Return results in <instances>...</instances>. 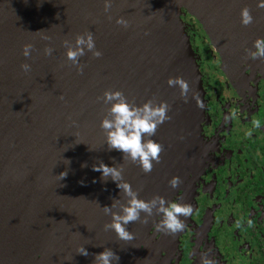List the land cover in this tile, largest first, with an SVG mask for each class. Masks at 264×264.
Returning a JSON list of instances; mask_svg holds the SVG:
<instances>
[{
  "label": "water",
  "instance_id": "95a60500",
  "mask_svg": "<svg viewBox=\"0 0 264 264\" xmlns=\"http://www.w3.org/2000/svg\"><path fill=\"white\" fill-rule=\"evenodd\" d=\"M257 3L112 0L105 13L103 0H0V264H93L104 248L119 256L112 264H137L160 216L154 213L147 225H127L131 241L104 231L111 217L101 207L124 203L125 197L93 165L123 164L124 181L141 189L138 198L144 200L159 195L170 203L188 178L189 184L197 179L203 120L197 104L205 100L182 16L201 25L223 61L241 60L243 51L264 37V8ZM244 7L253 16L246 27L240 22ZM120 17L127 28L116 23ZM88 31L102 56L86 50L78 73L62 41L74 43ZM28 43L34 50L25 58L22 46ZM46 46L54 49L50 56L44 55ZM22 63L31 71L25 73ZM169 77L189 83L187 103L178 86H168ZM105 90H119L137 106L150 99L171 106V119L151 137L164 149L151 173L108 149L100 122L110 105L97 100ZM61 172L66 176L60 180ZM173 177L183 181L177 189L169 186ZM79 246L89 255L76 253Z\"/></svg>",
  "mask_w": 264,
  "mask_h": 264
},
{
  "label": "flooded vegetation",
  "instance_id": "af4514ba",
  "mask_svg": "<svg viewBox=\"0 0 264 264\" xmlns=\"http://www.w3.org/2000/svg\"><path fill=\"white\" fill-rule=\"evenodd\" d=\"M188 16L205 100L202 173L170 202L192 205L185 229L172 236L151 228L137 264H200L209 249L216 264H264V60L243 51L223 61Z\"/></svg>",
  "mask_w": 264,
  "mask_h": 264
},
{
  "label": "clouds",
  "instance_id": "9594fccd",
  "mask_svg": "<svg viewBox=\"0 0 264 264\" xmlns=\"http://www.w3.org/2000/svg\"><path fill=\"white\" fill-rule=\"evenodd\" d=\"M104 12L107 13L112 7V0H103ZM257 7L264 8V0H258ZM241 24L248 26L253 23V16L248 7H244L240 12ZM111 19V17H108ZM118 25L127 28L129 23L123 17L116 20ZM45 40H50L48 36L42 37ZM62 46L66 49V58L76 66L78 73L83 72V66L79 63V58L86 54V50L92 53L94 58H100L102 52L96 49L95 40L91 31L84 34H77L74 38V43L68 40L62 41ZM255 51L246 49L249 58L264 60V38H257L253 41ZM34 46L30 43L22 46V55L29 58ZM54 49L46 46L44 55L50 56ZM21 69L28 73L31 71V65L22 63ZM169 87L178 86L180 96L185 103L188 102L189 93L192 91L189 83L181 77H169L166 81ZM194 99L196 97H193ZM59 99H63L61 95ZM98 101H102L105 105H110L106 108V114L100 122V128L105 135V143L109 150H116L123 154V161L132 164H137L145 174H149L153 170L154 163L159 164L161 161V153L163 145L151 139L156 135V132L162 124L169 121L171 117L168 115L171 106L164 101L156 102L155 99H150L142 105L137 106L134 102H130L128 98L119 90H105L101 97H97ZM197 106L204 108L202 101H199ZM231 117L226 116L225 121L228 122ZM252 124L255 128L261 126V121L254 120ZM250 134V133H249ZM147 137V139H146ZM93 171L101 173L102 179H111L116 183L118 189L121 190L125 197V202L120 203L119 200H114L112 205L101 207L105 215L111 217L110 222L103 225L104 231L112 230L119 240L131 241L134 239V234L127 230V225L139 222L147 225L154 213L158 214L161 219L153 224L157 232L164 235H176L182 232L186 225L181 217L187 218L192 215L193 207L190 204L169 203L163 197L154 195L149 200L138 198L141 189H133L132 186L124 181L123 171L124 165L117 164L110 167L102 161L93 165ZM66 173L59 174L60 180L65 178ZM183 183L179 177H173L169 181V186L172 189H177ZM119 211H113V209ZM144 214L143 216L141 214ZM76 253L82 256H88L89 253L84 246H79ZM211 250L202 253L200 256V264H216L210 258ZM119 256L111 249L104 248L102 252L94 254L93 264H112L113 261H118Z\"/></svg>",
  "mask_w": 264,
  "mask_h": 264
},
{
  "label": "rangeland",
  "instance_id": "374dc122",
  "mask_svg": "<svg viewBox=\"0 0 264 264\" xmlns=\"http://www.w3.org/2000/svg\"><path fill=\"white\" fill-rule=\"evenodd\" d=\"M189 18H190V16H188ZM190 19H192V18H190ZM182 21H183V23H184V25H185V29H186V33H187V37H188V41H189V43H190V46H191V48H192V50L194 51V49H193V46H192V44H191V40H190V36H189V33H188V31H187V28H188V24L187 23H185V21H184V19H183V16H182ZM192 21H194L198 26H199V24H198V22H196L195 20H193L192 19ZM194 53L196 54V56H197V63H198V55H197V53L194 51ZM199 68V67H198ZM202 173V172H201ZM201 173H200V175H201ZM200 175H199V177H200ZM199 177L197 178V180L199 179ZM191 179V178H190ZM196 180V179H195ZM194 180V181H195ZM193 191H194V188H193Z\"/></svg>",
  "mask_w": 264,
  "mask_h": 264
},
{
  "label": "trees",
  "instance_id": "16d2710c",
  "mask_svg": "<svg viewBox=\"0 0 264 264\" xmlns=\"http://www.w3.org/2000/svg\"><path fill=\"white\" fill-rule=\"evenodd\" d=\"M183 12H185V10H184V8H183V10H182Z\"/></svg>",
  "mask_w": 264,
  "mask_h": 264
}]
</instances>
